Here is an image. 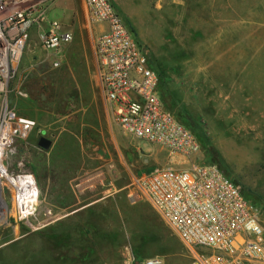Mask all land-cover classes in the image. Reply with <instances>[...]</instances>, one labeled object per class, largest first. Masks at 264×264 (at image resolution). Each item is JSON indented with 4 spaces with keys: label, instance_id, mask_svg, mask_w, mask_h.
<instances>
[{
    "label": "rangeland",
    "instance_id": "obj_1",
    "mask_svg": "<svg viewBox=\"0 0 264 264\" xmlns=\"http://www.w3.org/2000/svg\"><path fill=\"white\" fill-rule=\"evenodd\" d=\"M111 1L161 75L165 107L198 137L201 159L216 153L215 164L264 225V0ZM47 19L73 40L46 50L40 34L48 23L31 28L9 84L11 107L35 128L16 144L8 167L35 176L39 199L35 218L23 224L13 221L3 195L0 264H140L137 256L141 264L153 257L194 264L150 205L129 196L132 175L170 158L110 120L94 73L100 29L87 25L82 0H56ZM41 137L51 141L46 151ZM55 234H66L67 244L57 245Z\"/></svg>",
    "mask_w": 264,
    "mask_h": 264
},
{
    "label": "built area",
    "instance_id": "obj_2",
    "mask_svg": "<svg viewBox=\"0 0 264 264\" xmlns=\"http://www.w3.org/2000/svg\"><path fill=\"white\" fill-rule=\"evenodd\" d=\"M55 1L0 0V199L5 193L10 196V215L23 224L36 216L39 188L32 173L11 172L8 160L16 144L33 132L35 122L11 107L9 84L31 28L41 29L48 23L40 34L46 50H57L73 40L71 31L47 19ZM82 3L89 28L94 31L95 26H103L94 37L93 54L110 120L124 134L159 146L170 158L169 164L132 175L130 198L150 205L193 252L194 264H264V225L259 209L217 164L200 158L199 140L165 107L159 96V77L112 1ZM44 216L50 217L51 212ZM142 264L162 261L153 257Z\"/></svg>",
    "mask_w": 264,
    "mask_h": 264
},
{
    "label": "trees",
    "instance_id": "obj_3",
    "mask_svg": "<svg viewBox=\"0 0 264 264\" xmlns=\"http://www.w3.org/2000/svg\"><path fill=\"white\" fill-rule=\"evenodd\" d=\"M146 53V52H145ZM147 55V54H146ZM150 68H152V67H150ZM153 69V68H152ZM154 70V69H153ZM155 71V70H154ZM156 73H157V75H158V77H159V80H160V87H161V84H162V77H161V75L157 72V71H155ZM162 99V98H161ZM163 101V100H162ZM168 109V108H167ZM171 111V110H170ZM172 112H174V111H172ZM174 114H175V116L180 120V121H182L181 119H180V116L177 114V113H175L174 112ZM185 125V124H184ZM186 126V125H185ZM187 127V126H186ZM193 133V132H192ZM194 134V133H193ZM195 135V134H194ZM196 136V135H195ZM196 138L198 139V137L196 136ZM199 140V139H198ZM210 163H218V158H217V155H216V153L214 152V151H209V156L206 158ZM226 175V174H225ZM228 176V175H227ZM229 177V176H228ZM233 180V179H232ZM234 181V180H233ZM235 182V181H234ZM236 183V182H235ZM243 193V192H242ZM244 195V194H243ZM244 197L246 198V196L244 195ZM247 199V198H246ZM248 200V199H247ZM66 237H67V235L66 234H55L54 236H53V239H55V242H56V244L57 245H59V246H65L66 244H67V242H66ZM137 261H139V263H141V258L140 257H138L137 256Z\"/></svg>",
    "mask_w": 264,
    "mask_h": 264
},
{
    "label": "water",
    "instance_id": "obj_4",
    "mask_svg": "<svg viewBox=\"0 0 264 264\" xmlns=\"http://www.w3.org/2000/svg\"><path fill=\"white\" fill-rule=\"evenodd\" d=\"M38 147L42 150H48L51 146V141L45 137H41L38 141ZM6 207V204H5Z\"/></svg>",
    "mask_w": 264,
    "mask_h": 264
},
{
    "label": "bare ground",
    "instance_id": "obj_5",
    "mask_svg": "<svg viewBox=\"0 0 264 264\" xmlns=\"http://www.w3.org/2000/svg\"><path fill=\"white\" fill-rule=\"evenodd\" d=\"M92 181H93V179H90L84 185H91ZM0 207H2V213H4V211H5V205L3 204V202H2L1 199H0Z\"/></svg>",
    "mask_w": 264,
    "mask_h": 264
},
{
    "label": "crops",
    "instance_id": "obj_6",
    "mask_svg": "<svg viewBox=\"0 0 264 264\" xmlns=\"http://www.w3.org/2000/svg\"><path fill=\"white\" fill-rule=\"evenodd\" d=\"M103 26H97L98 30L101 29ZM94 56V54H93ZM94 73H95V62H94ZM95 78H96V74H95ZM96 81H97V78H96ZM97 84H98V81H97ZM99 87V85H98Z\"/></svg>",
    "mask_w": 264,
    "mask_h": 264
}]
</instances>
